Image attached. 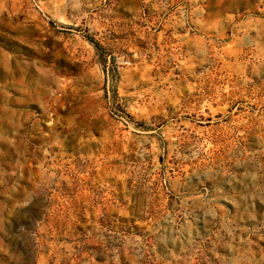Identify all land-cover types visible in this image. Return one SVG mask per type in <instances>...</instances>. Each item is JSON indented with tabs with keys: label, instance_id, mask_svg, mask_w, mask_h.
<instances>
[{
	"label": "rangeland",
	"instance_id": "rangeland-1",
	"mask_svg": "<svg viewBox=\"0 0 264 264\" xmlns=\"http://www.w3.org/2000/svg\"><path fill=\"white\" fill-rule=\"evenodd\" d=\"M0 264H264V0H0Z\"/></svg>",
	"mask_w": 264,
	"mask_h": 264
}]
</instances>
